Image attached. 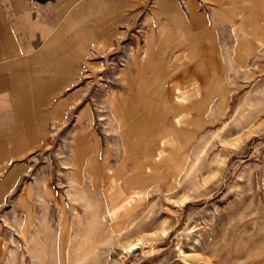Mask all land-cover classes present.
<instances>
[{
	"label": "rangeland",
	"instance_id": "1",
	"mask_svg": "<svg viewBox=\"0 0 264 264\" xmlns=\"http://www.w3.org/2000/svg\"><path fill=\"white\" fill-rule=\"evenodd\" d=\"M26 1L0 264H264V0Z\"/></svg>",
	"mask_w": 264,
	"mask_h": 264
},
{
	"label": "crops",
	"instance_id": "2",
	"mask_svg": "<svg viewBox=\"0 0 264 264\" xmlns=\"http://www.w3.org/2000/svg\"><path fill=\"white\" fill-rule=\"evenodd\" d=\"M30 5L26 0H0V50L3 54L22 53L27 46L28 39L36 36V33L38 36L47 38L48 30L54 27V22L45 19L47 13L44 6L37 7L33 5L32 9ZM32 10L33 13L37 14L35 15L36 19H32L31 14L29 15ZM23 12L24 14L21 15ZM50 37L53 38V36ZM4 38L6 40L1 43ZM15 39H18V41H15ZM17 63L19 62L5 63L3 66L7 65L9 68L15 69Z\"/></svg>",
	"mask_w": 264,
	"mask_h": 264
}]
</instances>
